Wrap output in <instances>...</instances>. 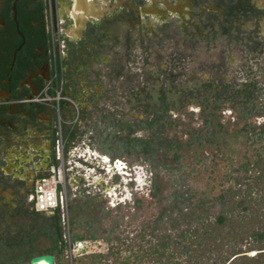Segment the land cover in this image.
<instances>
[{
	"label": "rangeland",
	"instance_id": "rangeland-1",
	"mask_svg": "<svg viewBox=\"0 0 264 264\" xmlns=\"http://www.w3.org/2000/svg\"><path fill=\"white\" fill-rule=\"evenodd\" d=\"M262 1L253 0L257 5ZM187 19L195 26L186 23L184 30L175 21L168 28L154 26L164 43L161 52L169 56H155L153 67L141 65L136 56L141 50L134 42L127 50L129 60L108 56L109 61L116 59L117 65L123 64L126 70H139L137 73L155 87L149 86L147 91L151 92L136 101L132 92H137L141 76L126 73L122 86L116 80L106 83V88L116 89L111 90L109 99L101 100L107 119L102 122L94 110L90 123L96 125L86 127L90 135L75 142L77 152L66 171L67 213L61 208L67 243L63 264H72L73 256L106 253L107 237L129 242L143 233L147 238L151 232H163L169 228V215L173 217L177 212L168 208L176 201L175 192L188 190L192 202L212 199L220 189L236 186L234 179L245 174V162L252 164L258 155L264 158V15L256 22L240 18V30L233 28L231 38L221 34L218 24L213 23L211 28L203 23L208 16L202 21L196 13ZM237 24L234 22V26ZM211 30L218 32L216 37L212 38ZM122 34L119 38L123 44ZM119 49L107 47L106 51L126 52L125 47ZM182 55L185 59L180 64ZM105 67L100 68L110 73L112 66ZM161 67L165 74H173L175 86L168 94L167 117L159 123L164 142L156 150L151 146L144 152L136 146L126 153L114 135L120 127L126 135L125 127L130 123L134 130L131 138L145 139L157 133L155 127L146 129L144 106L151 111L160 105L156 92L159 81L151 83V78L163 77ZM184 205L177 203L178 208ZM209 207L211 213L219 209L218 204ZM163 208L167 209L164 223L154 231L153 223ZM51 216L41 214L35 222L25 221L28 231L30 225L42 227V236L32 243L35 253H45L53 245L52 239L43 235ZM69 232L95 235L97 239L86 240L70 250ZM29 259L24 264H29Z\"/></svg>",
	"mask_w": 264,
	"mask_h": 264
},
{
	"label": "flooded vegetation",
	"instance_id": "flooded-vegetation-1",
	"mask_svg": "<svg viewBox=\"0 0 264 264\" xmlns=\"http://www.w3.org/2000/svg\"><path fill=\"white\" fill-rule=\"evenodd\" d=\"M263 1L257 5L253 0H42L48 81L36 95L43 91L52 77L50 36L46 23L48 12L51 11L62 23L65 41L62 59L63 96L73 103L64 100L60 103V127L62 133L66 135L62 150L59 147V127L55 111L51 105H46L50 107L49 167L56 165L62 154L66 176L71 158L77 152L75 142L85 134L90 135L91 130L86 127L96 125L95 122L90 123L91 113L94 110L99 112L98 118L105 122L107 119L106 107H101V100L109 99L111 90H116L115 88L111 90L106 88V83L116 80L122 86L126 73L131 76H141L137 73L139 70L135 72L126 70L123 64L117 65L116 59L109 61L108 56H125L126 60H129L131 54L127 50L134 42L136 43L135 46L141 50L140 53L136 54L141 65L153 67L155 56L158 58L169 56L161 52L164 50V43L162 36L155 34V25L168 28V24L175 21L178 26H182L186 30V23L195 26L193 22H187L189 19L187 16L192 17L197 13L202 21H205L208 16V20L203 23L211 28L213 23L218 24L221 34L231 38L234 35L231 33L233 28L240 30V18L255 22L261 19L264 15ZM72 12H93L99 16L87 21L83 27L78 26L80 28L78 34L70 35L69 31L77 30V19L71 17ZM205 16L206 18H204ZM234 22H238V24L234 26ZM120 32H123V44L119 38ZM150 33L153 38L149 37L151 36ZM217 33V31L211 30L210 34L214 38ZM132 36L134 41H131ZM146 38L147 40H145ZM107 47L111 49L125 47L126 52L111 54V52L106 51ZM184 59V55L180 56V64L184 62ZM101 66H112L110 73H105L100 68ZM160 69L163 77L155 78L152 76L151 78V83L159 81V88L156 89V92L160 105L153 107L151 111L148 105L144 106L146 121L155 120L158 123L167 117L168 94L175 87L172 82L174 81L173 74H165L166 70L162 67ZM139 78L140 85H138L137 92H132L136 101H140L143 95L145 97L147 93L151 92V89L147 91L149 86L155 87L149 83L147 77L141 76ZM32 99L33 97L6 100L0 101V104L32 102ZM74 119L76 121L70 127L64 123ZM123 130L120 127L116 134L121 136ZM48 168L24 170L25 205L0 208V264H24L27 261V253H31L30 259L43 254L35 253L36 250L32 249V243L42 236L41 225H38V228L36 224L30 225L28 231L25 227V221L29 219L30 222L32 220L35 222L37 218H41V213H37L33 206L34 187L38 178L44 175ZM16 226L19 227L15 228Z\"/></svg>",
	"mask_w": 264,
	"mask_h": 264
},
{
	"label": "trees",
	"instance_id": "trees-1",
	"mask_svg": "<svg viewBox=\"0 0 264 264\" xmlns=\"http://www.w3.org/2000/svg\"><path fill=\"white\" fill-rule=\"evenodd\" d=\"M145 126L147 130L155 127L158 134H148L145 139L131 138L134 130L130 123L126 135L114 133L122 151L129 153L138 146L147 152L151 146L155 150L161 146L164 142L159 133L162 126L155 120L145 121ZM242 167L245 174L234 179L236 186L220 189L212 199L204 197L192 202L188 190L175 192L176 201L168 208L177 212L173 217L169 215V228L163 232H151L147 238L143 233L129 242L107 237L106 253L73 256L72 264H264V158L258 155L252 164L245 162ZM178 202H185V205L178 208ZM209 204H218V211L211 213ZM166 210L163 208L159 212L153 223L154 231L159 223H164ZM51 215V223L43 235L50 237L53 245L46 253L54 256L55 264H63L67 243L61 206ZM96 239L95 235L69 232L72 250L86 240ZM252 252L255 254L250 256ZM30 255L27 253V259Z\"/></svg>",
	"mask_w": 264,
	"mask_h": 264
},
{
	"label": "water",
	"instance_id": "water-1",
	"mask_svg": "<svg viewBox=\"0 0 264 264\" xmlns=\"http://www.w3.org/2000/svg\"><path fill=\"white\" fill-rule=\"evenodd\" d=\"M80 15L82 27L99 16ZM47 81L42 0H0V101L32 98ZM49 120L37 102L0 104V208L25 205L23 171L49 167ZM41 261L55 264L49 253L29 264Z\"/></svg>",
	"mask_w": 264,
	"mask_h": 264
},
{
	"label": "built area",
	"instance_id": "built-area-1",
	"mask_svg": "<svg viewBox=\"0 0 264 264\" xmlns=\"http://www.w3.org/2000/svg\"><path fill=\"white\" fill-rule=\"evenodd\" d=\"M47 31L50 36V54L52 56V77L46 84L43 91L34 96L32 102L51 105L55 111L59 127V147L62 150L66 141V135L61 131V110L62 100L72 101L63 96V55L65 41L63 37V27L60 20L50 11L46 17ZM76 120L64 122L71 126ZM62 153V152H61ZM67 186L62 154L56 165L48 168L47 172L38 178L34 187V210L37 213L53 214L61 206L67 213ZM70 248V240L68 238ZM71 250V248H70Z\"/></svg>",
	"mask_w": 264,
	"mask_h": 264
},
{
	"label": "bare ground",
	"instance_id": "bare-ground-1",
	"mask_svg": "<svg viewBox=\"0 0 264 264\" xmlns=\"http://www.w3.org/2000/svg\"><path fill=\"white\" fill-rule=\"evenodd\" d=\"M79 9V8H78ZM74 13V14H73ZM89 14L91 13V14H96V13H93V12H88ZM98 13V12H97ZM71 15V17H74V18H76L77 19V33H79V31H80V28H78V26L79 25H81V22H82V20L80 21V18H79V16H81L80 15V13H78V12H72V14H70ZM79 27H81V26H79ZM38 264H45L43 261H41V262H39Z\"/></svg>",
	"mask_w": 264,
	"mask_h": 264
},
{
	"label": "crops",
	"instance_id": "crops-1",
	"mask_svg": "<svg viewBox=\"0 0 264 264\" xmlns=\"http://www.w3.org/2000/svg\"><path fill=\"white\" fill-rule=\"evenodd\" d=\"M70 35H76V34H78L77 33V30H71V31H69L68 32ZM42 214V213H41ZM46 253V252H45ZM44 254V253H43Z\"/></svg>",
	"mask_w": 264,
	"mask_h": 264
}]
</instances>
